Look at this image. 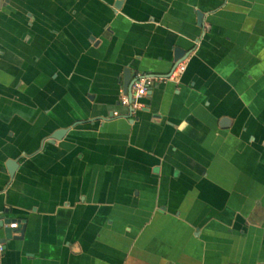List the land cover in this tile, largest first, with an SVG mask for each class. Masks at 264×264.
I'll use <instances>...</instances> for the list:
<instances>
[{"label": "crops", "instance_id": "0c3cea01", "mask_svg": "<svg viewBox=\"0 0 264 264\" xmlns=\"http://www.w3.org/2000/svg\"><path fill=\"white\" fill-rule=\"evenodd\" d=\"M0 217V264H264V0H0Z\"/></svg>", "mask_w": 264, "mask_h": 264}, {"label": "built area", "instance_id": "2783aa9c", "mask_svg": "<svg viewBox=\"0 0 264 264\" xmlns=\"http://www.w3.org/2000/svg\"><path fill=\"white\" fill-rule=\"evenodd\" d=\"M184 71V64L179 63L174 70L165 77L169 80H175ZM155 78L141 73H136L131 81L130 89L128 92L121 93L120 103L123 106L129 107L131 111L141 107L140 100L148 94L152 87ZM10 229H16L17 224H11ZM1 250V247H0Z\"/></svg>", "mask_w": 264, "mask_h": 264}, {"label": "water", "instance_id": "95a60500", "mask_svg": "<svg viewBox=\"0 0 264 264\" xmlns=\"http://www.w3.org/2000/svg\"><path fill=\"white\" fill-rule=\"evenodd\" d=\"M198 21L201 22V15L200 14L198 15ZM183 55L184 54L180 50H175V52H174V64H175V66L173 67L172 71L177 66V64H179L178 62L182 59ZM167 76H169V75H167ZM130 78H131L130 73L128 71H125L124 72V82H123V88H124L125 92H128L130 89V84H131ZM63 134H64V131H58L57 133H55L52 136V138L57 140ZM16 165H17V163H14L13 161L7 163L8 173H9L10 177L13 176ZM0 227L2 229V234H3V239H0V244L7 241V240L16 238V237H12V233L14 232L13 229L3 228V221L1 219V217H0ZM19 232L21 234H23L24 233V227H20Z\"/></svg>", "mask_w": 264, "mask_h": 264}]
</instances>
